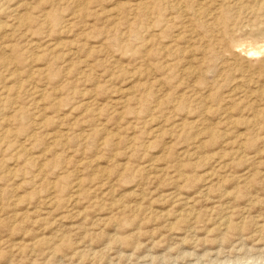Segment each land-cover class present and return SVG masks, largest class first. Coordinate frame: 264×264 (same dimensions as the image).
<instances>
[{"label": "rangeland", "instance_id": "1", "mask_svg": "<svg viewBox=\"0 0 264 264\" xmlns=\"http://www.w3.org/2000/svg\"><path fill=\"white\" fill-rule=\"evenodd\" d=\"M0 264H264V0H0Z\"/></svg>", "mask_w": 264, "mask_h": 264}, {"label": "bare ground", "instance_id": "2", "mask_svg": "<svg viewBox=\"0 0 264 264\" xmlns=\"http://www.w3.org/2000/svg\"><path fill=\"white\" fill-rule=\"evenodd\" d=\"M232 41V40H231ZM228 42H229V40H228ZM227 44H229V43H227ZM226 47V46H225ZM237 47V46H236ZM229 51V50H228ZM231 51V50H230ZM238 57V56H237ZM188 70V69H187ZM191 70V69H190ZM161 130V129H160Z\"/></svg>", "mask_w": 264, "mask_h": 264}]
</instances>
